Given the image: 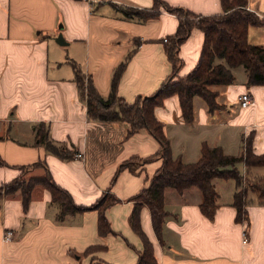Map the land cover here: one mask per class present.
Here are the masks:
<instances>
[{"label":"crops","instance_id":"crops-1","mask_svg":"<svg viewBox=\"0 0 264 264\" xmlns=\"http://www.w3.org/2000/svg\"><path fill=\"white\" fill-rule=\"evenodd\" d=\"M197 14L224 12L222 0H164ZM148 10V18L127 16L125 9ZM247 8L264 18V0H247ZM179 26L177 14L154 0H0V185L23 173L22 166L44 160L54 180L83 206L115 198L105 209L112 231L99 232V208L67 214L59 220L60 203L42 185L33 189L25 208L19 192L0 200V264H137L144 250L141 235L133 228V197L147 187L162 165L160 141L146 128L130 133L126 120H100L88 113L86 99L75 79V62L90 76L98 92L108 97L116 68L130 54L120 75L117 95L134 102L154 93L172 73L166 52L168 38ZM59 32L67 40H55ZM205 34L195 27L178 50L184 76L201 56ZM248 39L264 46V24L250 25ZM235 81L214 85L223 106L209 111L195 96V118L187 123L180 98L173 94L155 107L164 125L172 154L185 162L201 156L204 142L221 146L225 153L241 155L252 136V152L264 155V84H249L243 65L233 67ZM249 91L254 104L242 107L239 97ZM45 123L49 136L74 151L62 158L46 150L37 138ZM82 152L83 157L75 156ZM131 158L144 159L136 169L120 165ZM241 164V168H240ZM251 180H264V165L237 164ZM27 173L43 175L45 168ZM232 179V178H231ZM213 180L218 192L214 218L200 207L202 192L192 186L183 192L165 190L169 211L162 240L151 210L139 209L142 231L153 245L151 264H264V200L249 192L247 219L238 220L233 204L237 184ZM7 229L14 231L4 240Z\"/></svg>","mask_w":264,"mask_h":264},{"label":"trees","instance_id":"trees-1","mask_svg":"<svg viewBox=\"0 0 264 264\" xmlns=\"http://www.w3.org/2000/svg\"><path fill=\"white\" fill-rule=\"evenodd\" d=\"M222 3L224 12L205 15L194 13L181 6H172L164 0H154L155 8L165 7L179 17L178 29L175 34L167 38L166 46L173 71L154 93L147 96L140 95L132 103L117 95L119 78L130 54L116 68L112 79V90L108 97L102 96L91 77L73 62L75 79L82 96L87 101L90 117L100 120H126L131 127L130 133L146 128L161 143L159 156L163 159L162 165L150 179L149 185L133 197L135 208L131 215V223L144 241V250L140 253L137 264H151L156 261L153 245L140 227L139 209L143 204L149 206L155 231L162 240L164 222L169 214L165 208L164 197L168 187H173L179 192L192 186L198 187L203 196L200 207L211 219L214 218L218 206V192L213 182L215 178L235 179L237 190L233 204L237 207L238 220L248 217L246 206L250 191H254L264 200V180L246 178L237 167L240 161H244L249 166L264 165V155H256L252 152V136L246 139L245 150L239 156L227 154L221 146H211L204 142L200 158L195 162H185L181 157L173 156L164 125L155 116V107L173 94H177L180 98L182 114L187 123H192L195 118V96H201L211 112L222 108L217 100L219 92L212 86L233 83L235 81L233 67L240 65L245 67L249 84H264V46L252 44L248 39L249 26L264 24V18L247 8V0H222ZM124 12L127 16H139L143 19L153 14L148 10L132 8H127ZM195 27L202 29L205 34L200 59L192 71L176 78L182 66V59L178 56L179 47ZM48 130L45 123H41L37 128V138L45 145L46 150L62 158L73 157L75 152L53 141ZM143 161L144 159L139 158L126 160L120 165L118 172L125 167L134 170ZM37 166L44 167L45 173L27 177V171ZM22 168L21 175L0 185V200L6 195L19 192L27 208L33 189L37 185H42L51 191L53 201L61 205L59 220L67 214L99 208V232L106 234L112 231L105 209L112 202L117 201L115 198L107 201L103 198L91 207L79 205L69 191L54 180L44 160Z\"/></svg>","mask_w":264,"mask_h":264},{"label":"built area","instance_id":"built-area-1","mask_svg":"<svg viewBox=\"0 0 264 264\" xmlns=\"http://www.w3.org/2000/svg\"><path fill=\"white\" fill-rule=\"evenodd\" d=\"M84 1L90 4H96L100 2L101 0H84ZM165 40H167V38H165ZM239 102L242 107H247V106L254 104L255 100H254L253 95L249 91H247L240 95ZM75 156L78 158H82L83 153L78 151L76 152ZM13 236H14V231L12 229H7L4 233V240L6 241L11 240Z\"/></svg>","mask_w":264,"mask_h":264},{"label":"water","instance_id":"water-1","mask_svg":"<svg viewBox=\"0 0 264 264\" xmlns=\"http://www.w3.org/2000/svg\"><path fill=\"white\" fill-rule=\"evenodd\" d=\"M55 40L60 43V44H67V40L65 39V37L63 36L62 32H59L57 36H55Z\"/></svg>","mask_w":264,"mask_h":264},{"label":"rangeland","instance_id":"rangeland-1","mask_svg":"<svg viewBox=\"0 0 264 264\" xmlns=\"http://www.w3.org/2000/svg\"><path fill=\"white\" fill-rule=\"evenodd\" d=\"M240 168H241V164H240ZM26 176L29 177L30 174H29V173H26ZM228 182H234V180L231 179L230 181H227V183H225L226 185L222 186V189H223L224 191H227V190H228V184H229Z\"/></svg>","mask_w":264,"mask_h":264}]
</instances>
